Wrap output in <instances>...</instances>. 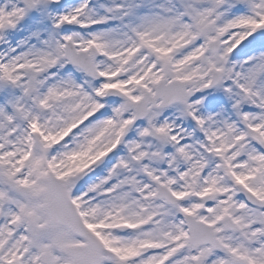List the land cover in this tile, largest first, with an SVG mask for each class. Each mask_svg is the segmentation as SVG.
Wrapping results in <instances>:
<instances>
[{
	"label": "snow or ice",
	"instance_id": "1",
	"mask_svg": "<svg viewBox=\"0 0 264 264\" xmlns=\"http://www.w3.org/2000/svg\"><path fill=\"white\" fill-rule=\"evenodd\" d=\"M0 264H264V0H0Z\"/></svg>",
	"mask_w": 264,
	"mask_h": 264
}]
</instances>
